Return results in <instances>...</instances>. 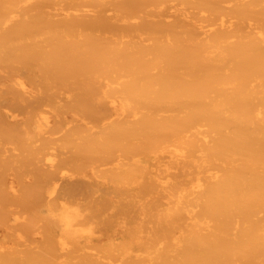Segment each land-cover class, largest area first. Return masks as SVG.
Masks as SVG:
<instances>
[{
  "label": "bare ground",
  "instance_id": "bare-ground-1",
  "mask_svg": "<svg viewBox=\"0 0 264 264\" xmlns=\"http://www.w3.org/2000/svg\"><path fill=\"white\" fill-rule=\"evenodd\" d=\"M0 264H264V0H0Z\"/></svg>",
  "mask_w": 264,
  "mask_h": 264
},
{
  "label": "rangeland",
  "instance_id": "rangeland-1",
  "mask_svg": "<svg viewBox=\"0 0 264 264\" xmlns=\"http://www.w3.org/2000/svg\"><path fill=\"white\" fill-rule=\"evenodd\" d=\"M67 169H68V168L63 169L64 174H67V173H70V172H71L69 169H68V170H67ZM64 178H66V177H64ZM64 178H63V179H64ZM63 179H61V180L63 181ZM57 180H58V182L61 181L60 178H58ZM64 180H65V179H64ZM62 181H61V182H62ZM53 183H54V179H52V181H51V187L53 186ZM57 185H59V183H57L56 186H57ZM53 194H54V192H53L51 195H53ZM45 195H46V194H45ZM51 195H50V196H51ZM53 196H54V195H53ZM60 196H61V195H60ZM60 196L57 197V199H58L59 201H60ZM46 198H47V199H46ZM50 198H51V197H50ZM45 199L48 200V202H49V200H50V199H49V196H47V195H46ZM52 199H54V198H52ZM53 207H54V206H53ZM39 209L41 210V212H42L43 214H45V213L47 212V213H51V214L53 215V214H54L53 211H55L54 208H52L50 205H44V206H42V207L39 208ZM44 210H45V211H44ZM47 210H48V211H47ZM47 213H46V215H47ZM55 213H56V214H55V217H56V218L59 217L58 210H57ZM57 214H58V215H57ZM48 215H49V214H48ZM53 217H54V215H53ZM59 222H60V221L58 220V224H60L61 227H62L63 224H61V222H60V223H59Z\"/></svg>",
  "mask_w": 264,
  "mask_h": 264
}]
</instances>
